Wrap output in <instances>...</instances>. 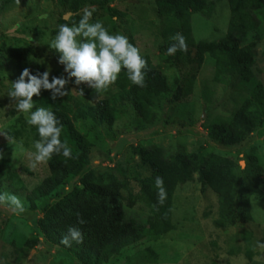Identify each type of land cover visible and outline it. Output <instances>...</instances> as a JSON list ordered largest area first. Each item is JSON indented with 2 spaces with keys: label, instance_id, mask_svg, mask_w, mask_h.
I'll return each instance as SVG.
<instances>
[{
  "label": "rangeland",
  "instance_id": "obj_1",
  "mask_svg": "<svg viewBox=\"0 0 264 264\" xmlns=\"http://www.w3.org/2000/svg\"><path fill=\"white\" fill-rule=\"evenodd\" d=\"M206 1L205 10L191 14L194 41L225 36L235 38L240 45L251 44L253 61L248 67L247 80H240L237 74L216 75L213 60L207 54L197 65L185 59L177 61L161 52L160 17L154 0H109V5L121 15L93 12L90 22L102 21L109 33L126 35L140 54L149 57L150 66L163 76L168 90L153 96L145 112L126 108L109 126L87 120L74 125L88 140V168L93 172L111 170L125 180L132 194L139 188L134 176L141 178L147 171L138 158L132 156L130 145H155L166 153L193 152L199 161L207 153L234 159L235 197L246 199L247 219L214 227L211 220L216 216L215 194L196 180L194 172L191 180L174 188L173 228L121 249L103 264H264V248L259 246L264 244V107H261V122L240 143L224 146L207 137V126L230 117L256 82L264 94V8L250 12L243 0ZM262 3L264 6V0ZM42 14H46L47 19L41 20ZM72 15L63 12L55 0H19V3L0 0V128L17 133V143L12 146L0 136V152L3 153L0 195L15 196L24 206L23 212L16 213L9 204H0V264H79L66 250L38 234L36 225L41 207L79 185V179L70 176L49 196L32 198L31 190L46 174V164L35 169L30 167L28 152L34 150L33 133L25 114L16 112L10 106L13 101L7 97L9 82L17 80L25 67L32 74L49 70L50 80L52 76H67L63 65L58 63L59 54L48 44L58 31L57 25L62 24L60 18L66 20ZM256 27L254 34L252 29ZM19 48H30L31 52L27 56L10 57L8 50ZM188 80V91L184 92ZM66 88V97L77 98L82 90L84 100L89 103L106 97L115 89L111 85L107 91L96 93L86 84L76 85L74 78ZM50 95V91L41 90L39 96L33 97L35 106L51 109L55 101ZM126 188L121 190L123 217L146 225L147 207L138 200L128 206ZM145 246L156 251L155 263L139 260L138 253ZM247 248H250V258L245 254Z\"/></svg>",
  "mask_w": 264,
  "mask_h": 264
},
{
  "label": "trees",
  "instance_id": "obj_2",
  "mask_svg": "<svg viewBox=\"0 0 264 264\" xmlns=\"http://www.w3.org/2000/svg\"><path fill=\"white\" fill-rule=\"evenodd\" d=\"M243 2L250 12L263 11L262 0ZM55 3L63 12L73 14L66 20L60 18L61 23L78 22L80 11L89 6L95 8L94 12L116 17L121 15L120 11L109 5V0H55ZM154 5L160 17L158 35L161 52H166L175 43L171 39L174 34L182 33L186 38L187 52L177 51L172 55L174 59L194 61L198 65L203 55L207 54L213 60L216 75L237 74L240 80H247L250 75L248 67L253 61L251 44L240 45L235 38L225 36L209 41H194L191 14L205 10L208 5L206 0H154ZM252 30L256 34L257 27ZM30 52V48L8 50L10 57L27 56ZM141 56L146 61L144 87L131 84L126 72L121 71L113 84L114 91L106 97L89 103L84 100V93L77 98L65 96L57 99L50 109L63 126L60 139L72 149V155L71 158H65L62 154L52 156L46 163V174L31 190L32 198L49 196L70 176L78 177L79 185H74L59 199L41 207L37 232L50 244L66 250L79 264L106 263L121 249L172 229L174 188L177 184L191 180L194 172L197 173L196 180L215 194L216 216L211 220L214 227H225L234 224L237 219H247L246 199L235 197L236 162L232 158L207 153L199 161L193 152L166 153L155 145H130L132 156H136L147 171V175L141 178L134 176L139 186L134 194L126 188L125 180L118 178L111 170L93 172L88 168V140L85 134L75 128V122L87 120L96 125L109 126L115 116L126 108L145 112L153 96L168 90L163 76L150 66L149 57L146 54ZM189 82L185 83L184 92L188 91ZM261 107H264V94L256 82L249 96L243 98L230 117L207 126V137L224 146L240 143L261 122ZM30 129L33 139L38 140L36 128L30 126ZM9 134L14 138L17 135L14 131ZM254 167L260 170L258 165ZM157 176L163 178L167 193L163 204L158 203L155 187ZM124 188L128 190V206L138 200L147 207L149 217L146 225L123 217L124 196L121 190ZM78 215L85 221L84 224H78ZM69 226L80 228L82 243L73 242L71 247L60 243ZM245 254L250 258V248L246 249ZM138 258L141 262L155 263L157 253L152 247L145 246L139 251Z\"/></svg>",
  "mask_w": 264,
  "mask_h": 264
},
{
  "label": "clouds",
  "instance_id": "obj_3",
  "mask_svg": "<svg viewBox=\"0 0 264 264\" xmlns=\"http://www.w3.org/2000/svg\"><path fill=\"white\" fill-rule=\"evenodd\" d=\"M17 2L19 3V0ZM94 11V7H85L78 23L57 25L58 31L48 44L50 49L59 54L58 63L63 65L66 77L52 76L50 80L49 70L32 74L30 69L25 67L17 80L9 82L7 97L13 101L10 106L16 112L25 114L26 123L35 127L39 136V139L33 142L34 150L28 152L32 169L46 164L55 154H62L65 158H71L72 155V149L60 139L63 126L54 112L35 106L33 97L39 96L41 90L50 91V99L56 101L68 94L66 86L74 78L76 85L83 83L96 93H102L116 82L121 71L126 72L131 84L138 87L145 85L146 61L139 48L130 43L126 35L119 32L109 33L102 21L90 22ZM40 19H47V15L42 14ZM171 39L175 43L166 49V55H175L177 51L187 52L186 38L182 33L174 34ZM80 92L83 94L82 90ZM0 136L11 146L17 143L3 128H0ZM0 159H3L2 152ZM155 187L158 203L163 204L167 193L162 177L155 178ZM0 204H9L11 210L16 213L24 211L23 203L15 196L0 195ZM77 222L80 225L85 223L79 215ZM73 242L82 243L83 233L80 228L69 226L60 243L71 247ZM259 246L264 248V244Z\"/></svg>",
  "mask_w": 264,
  "mask_h": 264
},
{
  "label": "water",
  "instance_id": "obj_4",
  "mask_svg": "<svg viewBox=\"0 0 264 264\" xmlns=\"http://www.w3.org/2000/svg\"><path fill=\"white\" fill-rule=\"evenodd\" d=\"M63 18H66V16L64 15Z\"/></svg>",
  "mask_w": 264,
  "mask_h": 264
}]
</instances>
